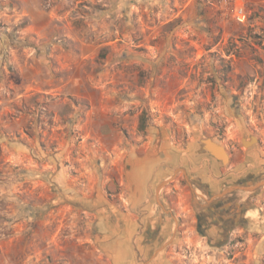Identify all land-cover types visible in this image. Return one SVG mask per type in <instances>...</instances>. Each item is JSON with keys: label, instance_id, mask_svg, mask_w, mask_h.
<instances>
[{"label": "rangeland", "instance_id": "obj_1", "mask_svg": "<svg viewBox=\"0 0 264 264\" xmlns=\"http://www.w3.org/2000/svg\"><path fill=\"white\" fill-rule=\"evenodd\" d=\"M231 1L245 22L221 0H0V264H113L118 246L121 264H264V185L206 232L159 200L170 228L146 253L128 185L205 136L240 150L224 188L264 179V0Z\"/></svg>", "mask_w": 264, "mask_h": 264}, {"label": "crops", "instance_id": "obj_2", "mask_svg": "<svg viewBox=\"0 0 264 264\" xmlns=\"http://www.w3.org/2000/svg\"><path fill=\"white\" fill-rule=\"evenodd\" d=\"M197 142L198 140L193 148L187 152L182 151L173 154L170 151L163 150L157 157L151 156L137 160L131 171V177L128 179L129 190L131 191L130 200L131 204L140 212L142 226L145 228L141 236V249L143 253L148 252L150 249L160 247L163 242L162 235L165 234L166 228H170L169 223L163 217L162 209L159 207V200L160 202L162 201L168 204L170 201L175 202L178 207L183 209L182 212L185 215H187L189 209L193 210L197 215L199 214V210H207L213 203H217L219 205L218 208H210L211 210L207 216L209 221L207 223L197 222V225L201 224L203 228L211 225L218 228L221 220L220 217L226 215L225 212L228 209L225 208L222 202L228 194L222 197L218 196V194L224 188L223 181L229 182L231 180L230 177L232 176H230V171L232 167L226 168L224 163L209 154H196ZM179 167H183L184 170L179 172L177 170ZM236 167L239 168L240 165ZM201 168L202 170L200 172ZM177 171L179 172L177 178L173 182H168L167 186L162 188L160 199H158L155 193L159 184L171 176L176 175ZM187 174L192 177V180L197 182V186H199V177H202L204 182L209 183L213 193H218L208 195L204 188H202L204 191L200 193L199 188L201 187L193 188L192 184L188 182V188L190 190L198 189V191H195V193L194 191L190 192V195L186 194L181 180L185 178L187 181ZM221 175H226L224 179L222 178L223 181L219 180ZM171 191L174 192L175 197L173 194H170ZM124 249H126V246L115 247V251L113 252L115 264L122 263ZM159 256L160 254L156 256L155 260ZM155 263L153 262V264ZM148 264H152V262Z\"/></svg>", "mask_w": 264, "mask_h": 264}, {"label": "water", "instance_id": "obj_3", "mask_svg": "<svg viewBox=\"0 0 264 264\" xmlns=\"http://www.w3.org/2000/svg\"><path fill=\"white\" fill-rule=\"evenodd\" d=\"M249 141H252L254 138L257 139V137L255 135H250L249 137ZM242 144L245 146V137L242 138ZM196 154H209L212 157L220 160L222 163L226 164L229 159V152L227 150V148L222 145L221 143L215 141L212 137L210 136H205V137H201L200 139H198L197 142V148L195 150ZM174 177L171 176L169 179L161 182L157 188V190L159 191L161 188H163L169 181L172 180V178ZM264 185V179L256 182L253 185H249V186H242L240 184H232L227 186L226 188H224L222 190V192H220L218 194V196L222 197L226 194H229L231 192H233L234 190L237 189H247V190H251V191H255L256 189L260 188L261 186Z\"/></svg>", "mask_w": 264, "mask_h": 264}, {"label": "flooded vegetation", "instance_id": "obj_4", "mask_svg": "<svg viewBox=\"0 0 264 264\" xmlns=\"http://www.w3.org/2000/svg\"><path fill=\"white\" fill-rule=\"evenodd\" d=\"M213 138V137H212ZM215 141H217L215 138H213ZM217 142H219V141H217ZM220 143V142H219ZM239 151L240 150H238L237 152H233V151H231V150H228V152H229V156H230V160H233V158L239 153ZM241 160V159H240ZM240 162V164L242 163L241 161H239ZM237 164H239V163H237ZM236 166V165H235ZM232 167V169H231V171H230V176H232L234 173H235V167L234 166H231ZM201 170H202V168L200 169V172H201ZM223 175H221L220 176V178H219V180H221V181H223ZM183 179H185V178H183ZM186 180V179H185ZM173 182V181H172ZM239 184H245L246 183V181H244V180H239V181H237ZM221 183V182H220ZM168 184V183H167ZM223 185H225V183H222ZM251 184V183H250ZM189 185V184H188ZM166 186H164L163 188H165ZM199 187H201V188H204L205 190H206V192L208 193V195H211L212 193H213V191L211 190V188H210V185H209V183L208 182H204L203 181V179H202V177H199ZM228 195H231V193L230 194H228ZM228 195H226L225 196V198L228 196ZM224 200V199H223ZM218 206L219 205H217V203H213L211 206H209L208 207V209H215V208H218ZM201 211H203V210H201ZM201 213V212H200ZM180 216V215H179ZM180 217H182V216H180ZM201 217H202V215H200V214H197L196 215V219H197V222H200V219H201ZM199 224V223H198ZM242 226H244V223L242 224ZM196 228H198L197 230L199 231V229L200 230H202L203 232H206V228H203L202 227V225L201 224H199V225H197L196 224ZM156 236H158L157 234H156ZM161 253V251L159 252V254ZM113 254V253H112ZM158 254V255H159ZM111 259H112V262H113V264L115 263V261H114V254H113V256L111 257Z\"/></svg>", "mask_w": 264, "mask_h": 264}, {"label": "built area", "instance_id": "obj_5", "mask_svg": "<svg viewBox=\"0 0 264 264\" xmlns=\"http://www.w3.org/2000/svg\"><path fill=\"white\" fill-rule=\"evenodd\" d=\"M222 4L225 5V8L229 10L232 7L233 16L238 22H245L247 19V9L244 4L232 3L231 0H221Z\"/></svg>", "mask_w": 264, "mask_h": 264}, {"label": "bare ground", "instance_id": "obj_6", "mask_svg": "<svg viewBox=\"0 0 264 264\" xmlns=\"http://www.w3.org/2000/svg\"><path fill=\"white\" fill-rule=\"evenodd\" d=\"M250 139V138H249ZM249 139H247V138H245V143H246V145H249V144H251V143H253V142H255L257 139L256 138H254L252 141H249ZM247 195V194H246ZM198 205V204H197Z\"/></svg>", "mask_w": 264, "mask_h": 264}]
</instances>
